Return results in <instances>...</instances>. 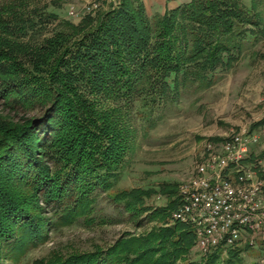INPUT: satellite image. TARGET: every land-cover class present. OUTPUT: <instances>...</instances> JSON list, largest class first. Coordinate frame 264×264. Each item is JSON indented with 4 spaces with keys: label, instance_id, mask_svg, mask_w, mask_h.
<instances>
[{
    "label": "trees",
    "instance_id": "obj_1",
    "mask_svg": "<svg viewBox=\"0 0 264 264\" xmlns=\"http://www.w3.org/2000/svg\"><path fill=\"white\" fill-rule=\"evenodd\" d=\"M34 12L23 0L0 4V100L27 113L16 120L0 112V264H19L48 241L50 227L96 224L103 191L131 218L149 212L162 224L106 249L53 251L33 264H177L196 237L172 220L176 184L161 186L168 200L154 208L146 204L152 189L112 193L131 147L127 118L137 101L152 110L184 89L210 88L218 69L240 60L249 35L264 39L263 13L244 0H190L151 17L142 0H121L36 41ZM262 126L264 117L251 130ZM229 253L226 264H243L239 251ZM203 264H222L220 251Z\"/></svg>",
    "mask_w": 264,
    "mask_h": 264
},
{
    "label": "rangeland",
    "instance_id": "obj_2",
    "mask_svg": "<svg viewBox=\"0 0 264 264\" xmlns=\"http://www.w3.org/2000/svg\"><path fill=\"white\" fill-rule=\"evenodd\" d=\"M21 0H0L1 3ZM39 20L36 41L54 35L64 28V21L79 23L86 14L96 16L97 12L120 6L121 0H23ZM147 13L153 17L169 8L161 0H142ZM169 2L170 0H166ZM98 8H94L95 4ZM249 9H256L264 15V0H244ZM53 13L57 18L45 19V14ZM44 18L41 19L40 18ZM240 60L229 70L218 69L214 73L215 83L208 89L187 88L181 91L177 101H167L159 108H144L136 102L127 124L132 127L130 150L123 162L118 180L112 193L141 187L154 192L146 200L148 206L159 207L167 203L168 197L161 193L163 184H176L180 198L182 186L188 182L196 167L208 156L209 144L222 142L234 133L252 131V124L264 117V39L255 41L248 36ZM0 112L16 120L23 117L22 111L11 110L0 100ZM29 113V112H28ZM31 112L30 114H35ZM259 141L250 149L254 155L256 169L264 175V126L254 130ZM216 138V140H214ZM263 177V176H261ZM264 178V177H263ZM122 203L110 194L97 195L96 213L98 222L87 225L79 219L72 225L50 227L48 241L30 249L19 264H33L53 251L67 254L71 251H92L95 246L103 249L129 236H143L161 225L159 220H151L148 213L131 218ZM48 216L54 214L48 209ZM101 216L111 222L101 224ZM171 222V221H170ZM254 245L244 241L227 249H214L202 254L195 241L190 251L177 264H203L206 256L220 251L222 264L230 257V249L240 253L243 264H264V232L258 233ZM248 240V238L246 239ZM6 264H12L7 260Z\"/></svg>",
    "mask_w": 264,
    "mask_h": 264
},
{
    "label": "built area",
    "instance_id": "obj_3",
    "mask_svg": "<svg viewBox=\"0 0 264 264\" xmlns=\"http://www.w3.org/2000/svg\"><path fill=\"white\" fill-rule=\"evenodd\" d=\"M258 141L255 131H243L221 145L209 144L208 156L182 186L172 220L193 228L202 254L242 241L254 245V237L264 232V178L247 161Z\"/></svg>",
    "mask_w": 264,
    "mask_h": 264
},
{
    "label": "crops",
    "instance_id": "obj_4",
    "mask_svg": "<svg viewBox=\"0 0 264 264\" xmlns=\"http://www.w3.org/2000/svg\"><path fill=\"white\" fill-rule=\"evenodd\" d=\"M163 3H165L169 8L177 7L178 5L188 2L190 0H170L167 2L166 0H161Z\"/></svg>",
    "mask_w": 264,
    "mask_h": 264
}]
</instances>
